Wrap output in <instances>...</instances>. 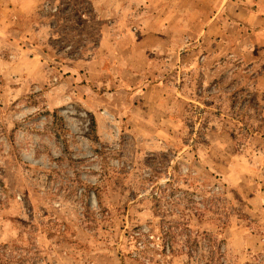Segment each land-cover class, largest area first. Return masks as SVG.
Returning a JSON list of instances; mask_svg holds the SVG:
<instances>
[{
  "label": "rangeland",
  "instance_id": "374dc122",
  "mask_svg": "<svg viewBox=\"0 0 264 264\" xmlns=\"http://www.w3.org/2000/svg\"><path fill=\"white\" fill-rule=\"evenodd\" d=\"M0 264H264V0H0Z\"/></svg>",
  "mask_w": 264,
  "mask_h": 264
}]
</instances>
